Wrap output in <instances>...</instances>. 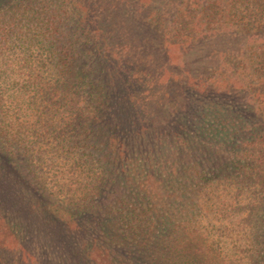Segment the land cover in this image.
I'll return each instance as SVG.
<instances>
[{
    "label": "trees",
    "instance_id": "16d2710c",
    "mask_svg": "<svg viewBox=\"0 0 264 264\" xmlns=\"http://www.w3.org/2000/svg\"><path fill=\"white\" fill-rule=\"evenodd\" d=\"M147 1L152 12L144 20L146 6L140 0H0V208L10 209L3 193L16 185L17 178L18 189L35 200L34 207L30 205L35 213L56 224L76 221V231L64 226L61 237L63 246L72 247L74 264H91L99 240L113 244L118 237L136 244L154 234L149 243H160L178 238L181 231L197 232V222L211 212L209 206L204 211L197 205L199 199L228 179L244 184L245 175L250 180L264 177L262 115H256L250 128L251 113L241 103L221 99L205 107L197 96L189 104V85L182 91L181 104L169 107L155 100L156 94H168L169 101H176L182 81L168 78L161 90L156 88L162 70L147 41L148 25L174 36L187 27L177 21L183 0ZM208 5L194 4L198 36H205L211 25L209 30L215 31L219 28L215 24H234L228 16L216 17L218 2ZM171 10L172 17L164 19ZM235 66L242 72L253 68L243 60ZM155 125L159 133L151 129ZM172 127L176 132L169 141ZM174 145L181 148V155L192 157L188 165L182 166ZM41 148L49 169L59 159L70 162V170L79 169L86 198L101 179L114 187L122 183L127 192L119 197L122 205L106 206L94 198L81 203L84 197L77 201L70 197L66 205L52 200L43 181H30L33 176L42 178ZM154 173L164 176L159 203L138 185L142 175ZM93 177L96 183L89 189L87 181L93 182ZM188 196L190 206L184 208ZM29 197L23 200L26 207ZM104 215L105 224L97 228L91 216ZM255 215L249 239L258 251L256 246L264 244V239L255 243L257 229H264L263 198ZM76 234H82V246L75 242ZM231 248L245 250L238 239Z\"/></svg>",
    "mask_w": 264,
    "mask_h": 264
},
{
    "label": "rangeland",
    "instance_id": "374dc122",
    "mask_svg": "<svg viewBox=\"0 0 264 264\" xmlns=\"http://www.w3.org/2000/svg\"><path fill=\"white\" fill-rule=\"evenodd\" d=\"M140 1L146 6L142 15L146 20L152 12V8L148 6L147 0ZM209 1L218 2L221 8L216 11L217 18H220L221 15L228 16L229 19L232 18L234 24L228 26L215 24V26H219L215 31L209 30L214 27L211 25L205 32V36H198L199 33L193 20L194 14H196L194 4L197 2L199 4L206 3L208 8L210 7ZM183 3V12L177 21L187 28L186 30L184 28L179 36H174V33L169 31L162 35L156 25L152 23L148 25L149 33L147 34L149 37L147 36V41L150 48L152 46V49L155 50L153 53L157 56L158 66L162 70L160 78L154 83L159 86L156 88L161 90L162 83L168 78L178 77L179 81H182L179 85L181 84L183 89L179 87L181 90H176L179 95L176 96V101H169L168 94L166 96L156 94L157 99L155 100L159 103H166L169 107H173L174 103L175 105L181 104V94L189 85L186 92V100L189 101V104L196 101L195 99L199 96L205 107L212 106L221 99L225 102L228 101V104L235 101L241 103L242 106L246 105L245 110L251 113L250 122H248L251 128L253 123H256V115H262L264 118V0L259 2L256 0H183ZM137 5H139L138 1ZM173 12L174 10H171L170 16L164 19H170ZM243 27L245 32L242 31ZM242 60L253 68H246L242 72L241 69H238L241 66H235L238 63L241 65ZM257 78L259 81L251 82L252 79L257 80ZM160 83L161 85H159ZM157 119L159 120V118ZM151 129L158 132V125ZM175 132L176 127H172L168 132L169 141L174 139ZM115 145L117 146L116 142ZM42 146L46 148L49 144ZM112 148H115L114 144ZM172 148L176 156L180 157L182 166L188 165L192 157L186 156L184 153L181 155V148H177L176 145ZM178 152L180 154H177ZM46 156L44 149L39 152V158L42 157L40 161L44 162L41 166V171H43H39L42 178L33 176L30 181H43L47 193H52V200L66 205L69 203L70 197L75 201L79 197L81 199L84 197V200L80 201L81 203L86 200L90 203L94 198L105 203L106 206L122 205V200L119 197L127 194L122 183L114 187L110 185V181L101 179L99 181L101 189L97 192L98 186L89 191L90 196L86 198L82 192L85 183L80 184L82 175L77 177L79 169L72 168L70 170L71 163L64 159L55 160L53 162L56 164V166L53 165L55 168L49 169V165L46 164ZM174 161L176 160L174 159ZM96 172L99 170L96 169ZM151 175H142L138 185L145 194L159 203L164 191L162 188L164 176L163 174L155 175V173ZM94 178L93 182L87 181L89 189L96 183ZM244 180L245 182L242 184L234 179H228V182L220 186L216 192L209 191V195L199 199L197 205L203 206L204 211L209 206L211 212L206 220L197 222V232L189 231L184 234L181 231L178 238L174 240L171 238L170 242L161 241L160 243L157 240L149 243V239L155 238L154 234L147 240L139 239V243L136 244L133 240L130 243H125L123 239L121 242L118 237L113 244L99 240L90 255L91 264H112L113 260L115 264H264V244L256 246L258 249L256 251L253 248L254 242L249 239L251 227H254V223H256L254 221L255 211L261 199H264V177L256 175L250 180V176L245 175ZM14 182L16 185L6 186L7 189L3 193L5 197L8 196V202L5 205L10 206V209L5 211L0 208V264H74L72 247L63 246L64 242L61 237L64 226L76 231V221L70 222L68 225L66 222H57L58 224H56L50 219L46 220L45 214L40 216L35 213L33 208L35 200L28 195L24 196V193L18 189L17 178ZM69 182L72 190L67 186ZM11 183L13 182H10V185ZM74 191L76 193H73ZM3 195L1 194V196ZM261 195L262 198H260ZM27 197L30 198L29 207L23 203L24 198ZM183 198L187 199L186 196ZM189 199L188 196V204L185 203L184 208L186 205L190 206ZM31 203H33V207H30ZM97 203L94 204L95 207L98 205ZM11 217H15L16 220ZM105 219V215L91 216V221L98 223L97 228L105 224ZM257 231L260 236H255V243L264 239V229L261 231L257 229ZM118 233L120 232L118 231ZM77 236L75 242H79L82 246L84 241L82 234ZM237 239L245 250L231 248L232 243H235ZM111 256L115 258L113 259Z\"/></svg>",
    "mask_w": 264,
    "mask_h": 264
}]
</instances>
